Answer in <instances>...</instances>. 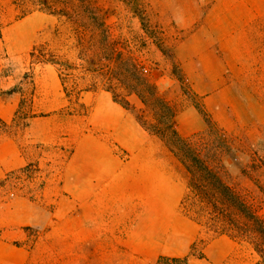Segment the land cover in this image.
I'll return each instance as SVG.
<instances>
[{
	"label": "rangeland",
	"instance_id": "1",
	"mask_svg": "<svg viewBox=\"0 0 264 264\" xmlns=\"http://www.w3.org/2000/svg\"><path fill=\"white\" fill-rule=\"evenodd\" d=\"M156 3L90 0L87 18L83 0H0V138L25 160L0 180V264H84V242L71 257L70 233H85L88 216L71 174L93 163L135 176V199L128 192L108 210L121 238L139 240L150 218L172 237L170 254L149 264L260 260L247 241L213 237L183 211L189 172L169 145L175 129L199 146L264 217V31L167 30ZM61 11L70 17L48 13ZM105 152L118 159H95ZM19 232L28 238L8 239ZM126 244L128 255L139 250Z\"/></svg>",
	"mask_w": 264,
	"mask_h": 264
},
{
	"label": "crops",
	"instance_id": "2",
	"mask_svg": "<svg viewBox=\"0 0 264 264\" xmlns=\"http://www.w3.org/2000/svg\"><path fill=\"white\" fill-rule=\"evenodd\" d=\"M154 10L167 30L190 32L216 28L235 33L264 31V23H259L264 16V0H158ZM184 61L192 62L193 56L189 55ZM254 62L259 63V59ZM99 156L95 159H118L113 152H105ZM146 156L151 159L154 155H142L144 158ZM24 164L25 160L14 139L0 138V180L8 172ZM94 165L96 166L88 165L85 169H72V197L78 206L88 209L85 233H79L77 229L70 233L71 257L74 261L79 253V241L84 242L86 249L82 254L84 264H149L156 262L160 256L169 255L166 241L169 238L172 240V237L167 235V230L166 239L160 237L157 225L152 230V218L147 221L146 231L140 235L139 240L134 239L132 233L126 234L127 239L125 236L120 237L118 216H115L112 223L108 210L119 206V201L128 192L131 199H135L132 190L135 176H128L126 170L120 167H106L104 163H93ZM150 183L147 179L146 184ZM83 186L86 188L85 195L81 189ZM128 186L131 187L130 191ZM157 190L155 185V193ZM157 201L155 199L156 203ZM132 206L135 207L133 202ZM130 214L133 216V209ZM13 224L14 229L16 227ZM9 236L8 239L28 238V235L20 232ZM126 240L136 243L139 250L128 255ZM40 242L41 240L35 244L33 251L42 245Z\"/></svg>",
	"mask_w": 264,
	"mask_h": 264
},
{
	"label": "trees",
	"instance_id": "3",
	"mask_svg": "<svg viewBox=\"0 0 264 264\" xmlns=\"http://www.w3.org/2000/svg\"><path fill=\"white\" fill-rule=\"evenodd\" d=\"M36 1L46 4L47 0ZM83 4V12L90 18L94 15L90 9V0H83ZM41 11L47 12L42 9ZM48 13L70 17L65 11ZM0 125H4L1 119ZM172 137L173 142L169 146L178 154L181 163L189 172L188 193L181 203L183 211L202 229L211 232L213 237L225 235L235 241H247L260 258L257 264H264V217L259 213V209L249 203L236 187L227 183L216 171L215 168L221 165L215 159H204L199 146L194 147L175 129H172ZM164 260L166 259L161 258L158 264ZM184 260L188 262V258Z\"/></svg>",
	"mask_w": 264,
	"mask_h": 264
}]
</instances>
